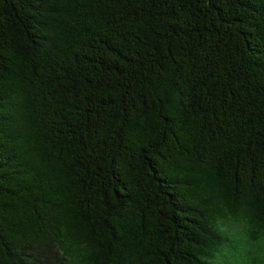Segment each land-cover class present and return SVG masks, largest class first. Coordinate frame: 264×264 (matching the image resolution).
I'll return each mask as SVG.
<instances>
[{"label":"trees","instance_id":"16d2710c","mask_svg":"<svg viewBox=\"0 0 264 264\" xmlns=\"http://www.w3.org/2000/svg\"><path fill=\"white\" fill-rule=\"evenodd\" d=\"M264 215V0H0V264H214Z\"/></svg>","mask_w":264,"mask_h":264},{"label":"clouds","instance_id":"9594fccd","mask_svg":"<svg viewBox=\"0 0 264 264\" xmlns=\"http://www.w3.org/2000/svg\"><path fill=\"white\" fill-rule=\"evenodd\" d=\"M221 240L214 244V264H264V215L242 207L238 215L216 220Z\"/></svg>","mask_w":264,"mask_h":264}]
</instances>
